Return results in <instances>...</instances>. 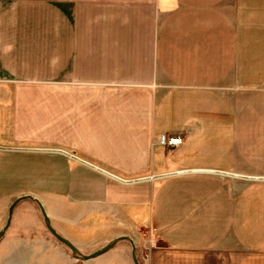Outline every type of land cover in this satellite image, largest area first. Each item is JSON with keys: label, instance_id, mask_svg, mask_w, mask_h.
<instances>
[{"label": "crops", "instance_id": "0c3cea01", "mask_svg": "<svg viewBox=\"0 0 264 264\" xmlns=\"http://www.w3.org/2000/svg\"><path fill=\"white\" fill-rule=\"evenodd\" d=\"M13 154L38 184L0 205L31 195L79 250L145 234L140 264H264V0H0Z\"/></svg>", "mask_w": 264, "mask_h": 264}, {"label": "rangeland", "instance_id": "374dc122", "mask_svg": "<svg viewBox=\"0 0 264 264\" xmlns=\"http://www.w3.org/2000/svg\"><path fill=\"white\" fill-rule=\"evenodd\" d=\"M20 158V156L13 154L11 157L4 158L1 163L0 192L4 190V192H7L6 194H13L9 192L23 188H36L37 179H25L23 171L19 173L16 170L23 166L25 169L27 165V162H22ZM13 173L19 174L14 175ZM5 200L4 204L0 205V231L6 225L9 218V209L15 201L10 198ZM37 206V204L35 206L26 205L24 200L19 202L13 210L9 227L0 238V251L2 254L10 249L13 250V264L22 262L24 264H131L130 258H121L120 256L105 262H100L101 258L90 260L75 258L72 250L47 229L44 217ZM77 238L79 240V238L82 239L84 236L79 235ZM143 239L138 244L136 243L139 262L140 258H143L146 253L147 247L151 244L145 234ZM80 242L83 244L84 241L80 240ZM80 250L83 254H91L97 249L84 248Z\"/></svg>", "mask_w": 264, "mask_h": 264}, {"label": "water", "instance_id": "95a60500", "mask_svg": "<svg viewBox=\"0 0 264 264\" xmlns=\"http://www.w3.org/2000/svg\"><path fill=\"white\" fill-rule=\"evenodd\" d=\"M9 149H13V148H9ZM69 154V153H67ZM73 158L79 160V161H82V162H85L87 163L86 161L80 159L79 157H77L76 155L72 154ZM89 164V163H88ZM101 170V169H100ZM103 171V170H102ZM106 172V171H104ZM213 172H218V173H221V174H227V175H234V176H241V175H236L234 173H228V172H223V171H213ZM108 174V173H107ZM111 176H114L115 178L119 179V180H122L120 179L119 177H116L115 175H111ZM256 178V177H254ZM258 178V177H257ZM264 178V177H262ZM27 198H33L31 195H24V196H21V197H18L14 203L11 205L10 207V212H9V218L7 220V223L4 227L3 230L0 231V238L1 236L4 234V232L6 231V229L9 227L10 223H11V219H12V213H13V210L15 208V206L17 205L18 202H20L21 200L23 199H27ZM41 206V209H42V212H43V215H44V219H45V224H46V227L48 228V230L59 240L61 241L62 243H64L66 246H68L72 252L77 256V257H80V258H84V259H90V258H94V257H97L105 252H107L108 250H110L111 248H113L118 241L120 240H130L132 243H133V260H134V263L135 264H140L139 260H138V257H137V249H136V245L134 244L133 240L130 239L129 237H126V236H122V237H119L118 239H115L109 243H107L105 246H103L102 248L100 249H97L96 251H94L93 253L91 254H82V252L69 240L67 239L66 237H64L62 234H60L55 228L54 226L52 225V222H51V219L49 217V215L47 214L45 208L43 207L42 204H40Z\"/></svg>", "mask_w": 264, "mask_h": 264}, {"label": "built area", "instance_id": "2783aa9c", "mask_svg": "<svg viewBox=\"0 0 264 264\" xmlns=\"http://www.w3.org/2000/svg\"><path fill=\"white\" fill-rule=\"evenodd\" d=\"M183 142V137L181 135H167L162 134L159 137V143L167 147H175ZM153 244V241H150ZM148 250V248H147Z\"/></svg>", "mask_w": 264, "mask_h": 264}]
</instances>
